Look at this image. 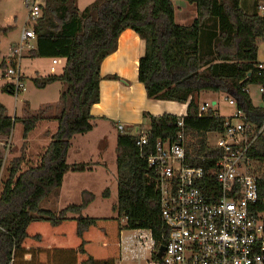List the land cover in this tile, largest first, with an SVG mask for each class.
I'll return each mask as SVG.
<instances>
[{
  "label": "trees",
  "instance_id": "obj_1",
  "mask_svg": "<svg viewBox=\"0 0 264 264\" xmlns=\"http://www.w3.org/2000/svg\"><path fill=\"white\" fill-rule=\"evenodd\" d=\"M184 1L196 12L187 25L176 22L172 0H94L81 11L76 0H44L33 25L35 46L23 51L22 60L59 59L60 74L37 75L32 82L44 88L58 81L64 87L55 117L57 128L45 151L22 171V158H14L7 178H0V264H114L120 256L122 228L148 229L163 244L161 237L167 229L160 217L155 174L147 156L158 140L173 138L180 130V116L174 113H143L149 128L142 149L136 145L139 135L133 128L117 135L115 216H83L82 209L91 199L58 212L39 207L42 199L61 186L65 173L93 168L89 162L67 163V152L74 135L93 129L90 109L100 99V65L116 50L124 29H132L145 43L137 77L146 96L187 103L183 129L187 154L194 156L189 163L205 168L207 182L211 176L207 171L214 168L221 153L209 145L208 134L221 132L224 118L198 116L200 93L230 97L249 121L262 123L264 110L252 103L247 88L261 83L257 43L264 38V17L258 12L247 14L240 0ZM5 30L0 27V32ZM0 67L5 68L3 60ZM21 80L24 82L23 70ZM4 90L9 91L8 84ZM42 118L41 113L11 118L0 103V136L9 137L14 123L21 122L26 138ZM248 156L256 171L264 170V132L250 145ZM3 162L0 156V176ZM201 187L210 193L207 186ZM263 196L261 188L260 198ZM258 210L264 212V203L258 204Z\"/></svg>",
  "mask_w": 264,
  "mask_h": 264
},
{
  "label": "built area",
  "instance_id": "obj_2",
  "mask_svg": "<svg viewBox=\"0 0 264 264\" xmlns=\"http://www.w3.org/2000/svg\"><path fill=\"white\" fill-rule=\"evenodd\" d=\"M23 4L31 24L22 28L20 42L10 45L0 58V64L2 60L5 63L4 69L0 67V81H9L14 96L25 90L21 80L22 53L35 46L33 25L41 15L44 0H23ZM258 10L264 17V0ZM59 62L51 60L52 64ZM257 75L261 78L257 86L264 110V62L257 63ZM223 99L233 107L229 116L215 112L217 101L204 102L198 108L199 117L211 114L224 118L223 130L208 134L209 145L221 151L214 168L207 171L211 175L208 182L204 167L190 166L194 156L187 154L180 115L176 135L158 140L147 156L155 174L160 217L167 229L161 237L163 244L148 229H128L127 235L120 233V256L114 264H264V212L258 210V204L264 203V196L260 198L264 170L256 171L248 156L250 145L264 132V119L256 125L234 99ZM117 128L124 131L121 124ZM138 131L136 128L133 133L139 135L136 145L142 149L147 144L148 130L141 134ZM205 158L201 156L202 161ZM201 184L208 187L209 194ZM161 246L164 250L157 256Z\"/></svg>",
  "mask_w": 264,
  "mask_h": 264
},
{
  "label": "rangeland",
  "instance_id": "obj_3",
  "mask_svg": "<svg viewBox=\"0 0 264 264\" xmlns=\"http://www.w3.org/2000/svg\"><path fill=\"white\" fill-rule=\"evenodd\" d=\"M93 1L76 0V6L81 11ZM8 2L10 4L9 0H0V27L6 29L4 32H0L1 55L7 53L11 43L20 42L22 28L31 24L27 18L28 10L20 0H17L15 4L12 2L9 9H5L3 6ZM32 44H34L33 41ZM21 67L24 74L25 90L14 96L10 90V93L4 90L9 81H0V103L6 107V113L11 118L28 117L40 113L43 118L36 123L26 138L23 137L24 129L21 122L14 123L9 137L0 136V156L4 161L0 176L1 181L7 178L8 168L14 158H22L21 171L25 170L32 161H35L45 151L50 142L51 134L57 128L55 117L60 110L59 95L64 85L57 81L46 85L44 88H39L33 84L32 78L37 75H58L62 72V63L54 65L49 58H24L21 61ZM247 91L252 103L255 106H261L259 87L250 85ZM213 100L217 101L215 112L220 116L226 117L233 112V107L227 105L222 95L205 91L200 93L197 98L199 104ZM164 103H169L166 109L153 112L162 114L171 111L179 116L185 112V105L182 103L175 101H164ZM145 112L147 111L143 113ZM143 113L137 127L139 134L149 128L148 118L144 117ZM93 124L94 127L91 131L72 137L67 152V163L89 162L93 166L92 170L67 172L63 177L62 185L42 199L39 204L40 208L58 212L67 205H79L84 199H91L82 209L81 214L83 216L100 218L116 215L112 210L117 199L116 137L119 133L126 131L117 130L111 121L104 123L94 119ZM33 215L36 216V214ZM69 216L72 215L69 214ZM124 225L125 221L121 220V226ZM128 233H130L128 229L122 228L121 236Z\"/></svg>",
  "mask_w": 264,
  "mask_h": 264
},
{
  "label": "crops",
  "instance_id": "obj_4",
  "mask_svg": "<svg viewBox=\"0 0 264 264\" xmlns=\"http://www.w3.org/2000/svg\"><path fill=\"white\" fill-rule=\"evenodd\" d=\"M9 1L10 4L8 2L3 6L5 9H9V5H12V2L15 4L17 0ZM20 1L23 3V0ZM172 1L176 7L175 20L178 24L187 25L196 17L195 8L191 4L186 3L184 0ZM262 1L240 0V7L247 14L259 13L258 6ZM144 49V40L132 29L126 28L120 33L116 50L108 55L100 65V99L90 109V114L95 120L104 123L111 121L117 130V126L121 124L124 131H129L138 127L144 111L152 115H159L161 113H154L153 111L166 109L169 103H164L166 100L148 98L143 84L138 81V60L144 54ZM3 56L0 54V58ZM257 60L258 62H264L263 39H259L257 43ZM108 75H116L117 78H106ZM184 105L185 112L183 115L186 113L187 103Z\"/></svg>",
  "mask_w": 264,
  "mask_h": 264
},
{
  "label": "water",
  "instance_id": "obj_5",
  "mask_svg": "<svg viewBox=\"0 0 264 264\" xmlns=\"http://www.w3.org/2000/svg\"><path fill=\"white\" fill-rule=\"evenodd\" d=\"M164 250V247L161 246L160 249H159V252L157 253V256H161L162 255V252Z\"/></svg>",
  "mask_w": 264,
  "mask_h": 264
}]
</instances>
